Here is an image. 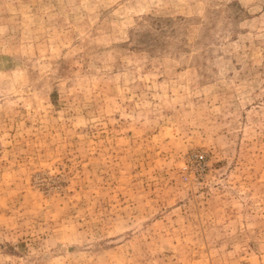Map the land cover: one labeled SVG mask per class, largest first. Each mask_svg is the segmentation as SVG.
I'll return each mask as SVG.
<instances>
[{
    "label": "rangeland",
    "instance_id": "rangeland-1",
    "mask_svg": "<svg viewBox=\"0 0 264 264\" xmlns=\"http://www.w3.org/2000/svg\"><path fill=\"white\" fill-rule=\"evenodd\" d=\"M0 264H264V0H0Z\"/></svg>",
    "mask_w": 264,
    "mask_h": 264
},
{
    "label": "built area",
    "instance_id": "built-area-1",
    "mask_svg": "<svg viewBox=\"0 0 264 264\" xmlns=\"http://www.w3.org/2000/svg\"><path fill=\"white\" fill-rule=\"evenodd\" d=\"M189 159L192 160L193 162L197 163V164H202L204 162V155L203 154H194V155L190 156Z\"/></svg>",
    "mask_w": 264,
    "mask_h": 264
}]
</instances>
